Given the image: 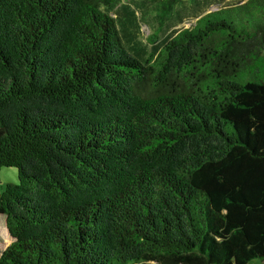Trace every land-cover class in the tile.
<instances>
[{
	"label": "trees",
	"instance_id": "16d2710c",
	"mask_svg": "<svg viewBox=\"0 0 264 264\" xmlns=\"http://www.w3.org/2000/svg\"><path fill=\"white\" fill-rule=\"evenodd\" d=\"M123 1L0 0V264L264 262V0L145 60Z\"/></svg>",
	"mask_w": 264,
	"mask_h": 264
},
{
	"label": "rangeland",
	"instance_id": "374dc122",
	"mask_svg": "<svg viewBox=\"0 0 264 264\" xmlns=\"http://www.w3.org/2000/svg\"><path fill=\"white\" fill-rule=\"evenodd\" d=\"M242 0H176L171 11L165 13V5L154 0L123 1L112 11L119 36L130 52L140 55L139 59L157 52L162 44L180 30L191 27L201 16L225 7L240 4ZM159 30L156 43L151 37ZM15 168L0 170V193L7 184H18ZM6 228V218L0 215V254L12 244ZM261 263V262H260Z\"/></svg>",
	"mask_w": 264,
	"mask_h": 264
},
{
	"label": "crops",
	"instance_id": "0c3cea01",
	"mask_svg": "<svg viewBox=\"0 0 264 264\" xmlns=\"http://www.w3.org/2000/svg\"><path fill=\"white\" fill-rule=\"evenodd\" d=\"M248 0H242V2L241 3H245V2H247ZM261 262V263H260ZM258 261V260H255V261H252V262H250L249 264H264V262H262V261Z\"/></svg>",
	"mask_w": 264,
	"mask_h": 264
}]
</instances>
